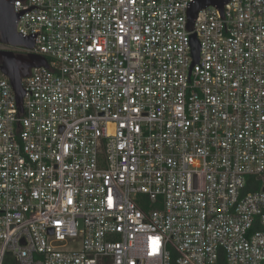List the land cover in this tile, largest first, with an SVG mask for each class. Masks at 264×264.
<instances>
[{
	"label": "built area",
	"instance_id": "obj_1",
	"mask_svg": "<svg viewBox=\"0 0 264 264\" xmlns=\"http://www.w3.org/2000/svg\"><path fill=\"white\" fill-rule=\"evenodd\" d=\"M191 1H15L0 264H264V0Z\"/></svg>",
	"mask_w": 264,
	"mask_h": 264
},
{
	"label": "water",
	"instance_id": "obj_2",
	"mask_svg": "<svg viewBox=\"0 0 264 264\" xmlns=\"http://www.w3.org/2000/svg\"><path fill=\"white\" fill-rule=\"evenodd\" d=\"M16 0H0V43L11 47H26L32 49L35 45V39L38 32L30 35H25L18 32L17 25L22 14L31 10L36 5H32L27 9L15 11L14 3ZM232 0H192L188 5V22L187 30H192L195 19L200 10L207 6L214 5L224 9ZM195 54L199 53V45L197 41L193 40ZM48 66V61L45 57L35 53L27 55L16 53L11 49H0V69L9 76L11 84L15 91L16 100L23 111V97L25 89L23 85V78L28 76L30 69L36 66Z\"/></svg>",
	"mask_w": 264,
	"mask_h": 264
},
{
	"label": "trees",
	"instance_id": "obj_3",
	"mask_svg": "<svg viewBox=\"0 0 264 264\" xmlns=\"http://www.w3.org/2000/svg\"><path fill=\"white\" fill-rule=\"evenodd\" d=\"M4 264H19V263L16 261V259L12 255L7 254L5 256ZM216 264H226L225 256L221 255L220 259L218 260Z\"/></svg>",
	"mask_w": 264,
	"mask_h": 264
},
{
	"label": "rangeland",
	"instance_id": "obj_4",
	"mask_svg": "<svg viewBox=\"0 0 264 264\" xmlns=\"http://www.w3.org/2000/svg\"><path fill=\"white\" fill-rule=\"evenodd\" d=\"M3 48V45L0 43V49H2ZM17 52H18V50H17Z\"/></svg>",
	"mask_w": 264,
	"mask_h": 264
},
{
	"label": "flooded vegetation",
	"instance_id": "obj_5",
	"mask_svg": "<svg viewBox=\"0 0 264 264\" xmlns=\"http://www.w3.org/2000/svg\"><path fill=\"white\" fill-rule=\"evenodd\" d=\"M16 53H21V52H16ZM21 54L27 55V54H25V53H21Z\"/></svg>",
	"mask_w": 264,
	"mask_h": 264
}]
</instances>
